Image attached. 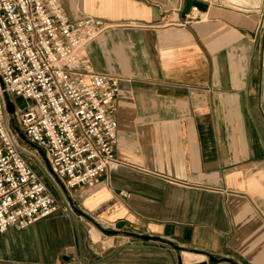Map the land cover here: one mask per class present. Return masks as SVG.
I'll use <instances>...</instances> for the list:
<instances>
[{
    "label": "crops",
    "instance_id": "0c3cea01",
    "mask_svg": "<svg viewBox=\"0 0 264 264\" xmlns=\"http://www.w3.org/2000/svg\"><path fill=\"white\" fill-rule=\"evenodd\" d=\"M61 2L110 25L89 51L121 78L122 166L0 233V264H264V0Z\"/></svg>",
    "mask_w": 264,
    "mask_h": 264
},
{
    "label": "built area",
    "instance_id": "2783aa9c",
    "mask_svg": "<svg viewBox=\"0 0 264 264\" xmlns=\"http://www.w3.org/2000/svg\"><path fill=\"white\" fill-rule=\"evenodd\" d=\"M109 29L101 18L71 19L61 0H0V233L74 211L31 165L16 127L67 189L95 187L122 166L114 116L121 78L94 70L89 51Z\"/></svg>",
    "mask_w": 264,
    "mask_h": 264
},
{
    "label": "rangeland",
    "instance_id": "374dc122",
    "mask_svg": "<svg viewBox=\"0 0 264 264\" xmlns=\"http://www.w3.org/2000/svg\"><path fill=\"white\" fill-rule=\"evenodd\" d=\"M22 99H19L18 102L22 105ZM15 123V119L13 121ZM14 125V124H13ZM22 146L26 148L28 153L30 154V163L35 168V170L40 174L44 180L47 182L48 185H50L53 188V191L55 192L56 196L59 198L60 202L65 205L66 203H70L73 207V212H75V209L77 207V202L73 200L72 193L75 191L74 188L67 189L66 186L54 175V178H50L48 174H46L44 170V166H47V162L42 156L40 152H37L34 147H31L29 144L24 142L22 140L21 142ZM48 167V166H47ZM49 168V167H48ZM51 169V168H49ZM58 182V183H57ZM59 184V186L57 185ZM76 213V212H75Z\"/></svg>",
    "mask_w": 264,
    "mask_h": 264
},
{
    "label": "water",
    "instance_id": "95a60500",
    "mask_svg": "<svg viewBox=\"0 0 264 264\" xmlns=\"http://www.w3.org/2000/svg\"><path fill=\"white\" fill-rule=\"evenodd\" d=\"M6 96V100H7V104H8V111L11 113V114H14L15 113V105L14 103L11 101L10 99V96L8 94L5 95ZM16 130L18 131L21 139L26 142L27 144H29L31 147H34L36 148L41 154L42 156L44 157V159L46 160L47 162V166L49 168H51V165L49 163V160L47 158V155L45 153V151L43 149H41L40 147H38L36 144H33L32 142H30L27 137L25 136V134L18 128L16 127ZM105 233H108V234H118L119 232L116 231V230H108V229H102ZM131 234H134L136 235L135 233H131ZM140 237L144 238V239H150L151 237L150 236H147V235H139ZM210 259L213 261V262H220V260L218 258H215L214 256L212 255H209ZM236 264V263H235Z\"/></svg>",
    "mask_w": 264,
    "mask_h": 264
}]
</instances>
